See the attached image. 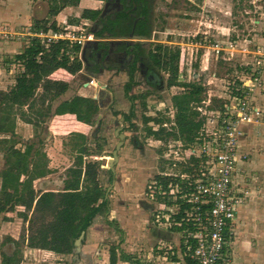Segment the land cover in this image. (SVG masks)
Returning <instances> with one entry per match:
<instances>
[{
	"label": "rangeland",
	"instance_id": "374dc122",
	"mask_svg": "<svg viewBox=\"0 0 264 264\" xmlns=\"http://www.w3.org/2000/svg\"><path fill=\"white\" fill-rule=\"evenodd\" d=\"M41 1L45 4L49 3V0ZM6 2V0H0V18L3 19L0 21L1 24L9 26L14 31H22L31 26L32 23L25 25L21 22L14 26L10 25L5 20L7 17ZM12 4L11 10L20 13L23 11L20 0H13ZM46 11L45 5L43 12ZM152 16H154L153 29L155 30V33L152 34L153 44H159L160 42L169 47H178L180 52H183L180 80L205 84L206 93L204 97H207L208 91L211 95H223L225 93L224 81L226 79L231 80L234 77V71L239 70L238 66H248L252 61L251 55L244 58L241 54H236L231 61L216 60L210 52H208L206 61V57L203 56L206 53V46L216 40L225 41L227 38L240 44L243 39H247L250 43L246 44H248L250 50H253L259 42L262 44L264 39V0H154ZM198 42H201L204 47L195 46V43ZM10 60H13V55L10 59L9 55L1 52L0 68L5 67V64ZM201 66H209V71L202 73ZM13 68H15V71L19 69L18 66ZM209 72L215 73L217 81L209 76ZM146 76V74L141 76L140 73H136L137 83L141 86L133 89L134 96L146 91L150 94L145 100V109L140 99H136L133 104L135 117L132 122L135 124V131L130 129L128 123L121 120V116L111 118L110 112L106 113L105 116H102L103 112L101 110L99 113L101 127L98 134L105 141L101 140L99 142L103 147L102 154L91 159L99 160L101 163L99 180L105 191L108 190L109 211L107 214L97 216L94 226L87 231L89 236L86 240L91 245L94 244L92 253L95 258L94 264H103L105 261L104 255H108V249L112 246H116L119 250L130 254L137 264H148V256L155 251V246L159 242L173 246L175 244L173 240L178 239L176 234H174L173 239V236L168 234L162 227L163 214L170 213L166 209L161 210L157 205V200L148 198L149 186L154 181V177L166 169L163 154L167 143L145 137L142 117L159 118L165 116L171 119L170 97L180 92V89L177 87L166 89L165 80L167 75L160 73L163 83L159 85L163 84V87L160 90H155L146 84ZM12 77L14 75H11L9 79L6 76H0V84H2L0 85V111L3 109V100L7 91L12 86ZM210 79L214 82L209 86L207 82ZM80 81H82L81 78L75 79L70 84L68 96L72 97L78 94ZM86 92L82 94L85 97L92 98V89L90 88ZM115 105L114 100L110 102L108 108L115 107ZM260 105H262L261 123H263L264 102ZM121 110L128 114L130 106L127 105ZM30 112L31 106L14 111L16 113L15 131L21 142L17 148H21V145L26 142L41 141V148L47 154L49 168L52 173L35 181L33 187L37 192H42V190L61 191L66 177L65 171L73 162V154L69 147L65 145L68 143L70 133H73L67 132L72 129L59 128L58 126L62 123V120L57 119L53 122V129L50 130L48 124L51 120L47 118L48 114L46 112L41 128L27 124L24 121L25 118L33 121L30 118ZM45 123L47 125H44ZM261 123L258 122L257 127L261 128L264 124ZM148 126L157 128L152 123H149ZM117 128H120L126 135L125 146L124 148L122 146L118 151V156L120 153L123 162H117L114 166V173L109 174L106 159L112 156L118 142V138L114 136ZM94 130V127H90L85 131L90 140L95 135ZM259 134L262 138V133ZM134 138L138 145L137 148L133 144ZM260 151L262 152V150ZM259 154L260 152L256 157V163H259H255L256 169L251 171L249 177L242 174L241 178V181L245 179L251 187L250 191L254 190L253 185L255 182L252 181L254 174L261 179V182L257 183L259 188L254 190V194L250 195V200L246 201L248 200L247 197L244 200L245 203H251V210L248 211L252 215L253 222L248 217L251 219L250 221L248 219V222L246 220L236 225V240L232 247L236 264H264V180L262 182L264 166L262 168V155L259 156ZM0 167L1 169L3 167L1 153ZM152 204L154 210L151 211ZM22 211L23 208L17 207L12 213L0 214V259L2 252L15 250L16 247L8 241V238H11L18 242L17 250L20 252V264H57V261L48 251H36L26 246L25 239L29 234L28 223L23 222L17 215L18 212ZM157 214L160 217V225L155 222ZM28 217H32L30 212ZM109 221L115 224L110 225ZM13 236L16 238H13ZM166 240L171 241V243ZM242 243L245 245L241 246Z\"/></svg>",
	"mask_w": 264,
	"mask_h": 264
},
{
	"label": "trees",
	"instance_id": "16d2710c",
	"mask_svg": "<svg viewBox=\"0 0 264 264\" xmlns=\"http://www.w3.org/2000/svg\"><path fill=\"white\" fill-rule=\"evenodd\" d=\"M79 1L58 0V6H53L48 16H56L65 7L77 6ZM132 1L136 8L130 13L122 11L114 20L103 23L99 36L106 33L112 37H126L131 34L150 37V3L148 0ZM132 7L130 4L124 10ZM98 15L97 10H84L81 17L94 21ZM31 28L34 31L57 29L55 22L49 23L48 19L33 21ZM124 49L134 55L129 82L125 88L126 94L133 85H137L134 77L139 63L144 64L149 71L167 75L166 89H180V92L170 97L173 112L171 119L165 116L142 117L145 137L166 143L168 140L180 141L187 145L194 143L204 123L196 108L204 99L205 88L199 82L180 80L182 69L179 66V48L156 44L150 51L140 45H136L131 51L126 47ZM79 53L78 46L68 47L64 42L45 48L37 39L29 40L23 50L13 57V61L21 65V70L15 76L14 85L7 91L3 109L0 111V153L3 157V167L0 169V214L12 213L17 207L23 208L17 215L23 222L28 223L26 246L56 255H71L74 241L80 234L87 232L96 216H102L109 211V202L105 199L106 191L99 180L101 163L91 159L102 154L103 147L99 142L105 140L99 136L98 128L91 140L82 133H70L65 145L73 154V162L65 171L62 190L37 192L33 187L34 181L48 176L52 171L47 154L41 148V141L26 142L21 148H17L21 142L15 131L14 111L39 105L48 116L69 114L80 123L90 127L97 124L100 128L101 121H97L100 108L94 100L77 95L62 100L61 97L70 89V85L65 81L50 79V75L59 69L73 76L78 74L82 69ZM149 94L150 92L146 91L134 97L140 99L144 109ZM212 103L215 109L222 111L225 101L214 99ZM123 116L125 123L135 131L136 127L132 122L135 117L133 107ZM24 121L35 127H42V124L28 118ZM149 123L157 128L148 126ZM154 181L161 190H166L169 179L157 175ZM166 204L170 206L171 202ZM29 212L32 217H28ZM181 216L182 209L172 217L179 221ZM108 223L115 224L110 221ZM181 229L172 228L171 231ZM8 241L16 248L12 252H2L0 264H20L18 242L11 238H8ZM118 261L137 264L130 254L112 246L108 249V264H117ZM187 263L193 264L189 260Z\"/></svg>",
	"mask_w": 264,
	"mask_h": 264
},
{
	"label": "built area",
	"instance_id": "2783aa9c",
	"mask_svg": "<svg viewBox=\"0 0 264 264\" xmlns=\"http://www.w3.org/2000/svg\"><path fill=\"white\" fill-rule=\"evenodd\" d=\"M56 28L34 31L29 26L22 31H14L0 24V41L24 40L27 44L35 38L45 48L64 42L68 47L81 49L94 40V34L84 27ZM246 43L216 40L205 47L203 56L206 61L208 52L216 60L231 61L236 54H241L244 58L251 55L252 61L248 66H238L234 77L224 81L223 95L207 92V97L196 108L204 123L194 143L187 145L168 140L163 154L166 169L159 174L169 179L167 188L161 190L153 181L148 198L157 200L160 209L170 213L162 216L165 230L182 229L173 231L178 236L176 246L157 245L149 257V264H189L187 260L193 264H234L232 247L236 239V215L248 195L234 181V172L237 164L247 159L239 152L244 126L257 124L262 118L257 98L264 89V44H257L250 50ZM195 46L204 47L201 42ZM183 57L181 51L180 68ZM201 69L203 73L207 72L209 66ZM210 76L213 80L217 78L215 73ZM93 82L91 79L88 84ZM202 86L205 88V84ZM214 99L225 101L222 111L215 109ZM166 202H171V206ZM180 209L182 216L176 221L172 216L177 215ZM159 218L157 214V225H160Z\"/></svg>",
	"mask_w": 264,
	"mask_h": 264
},
{
	"label": "crops",
	"instance_id": "0c3cea01",
	"mask_svg": "<svg viewBox=\"0 0 264 264\" xmlns=\"http://www.w3.org/2000/svg\"><path fill=\"white\" fill-rule=\"evenodd\" d=\"M6 1H7L6 2L7 17L5 18V20L12 26H14L15 24L20 23V22L25 24V25H29L30 23H33V21H35V20L48 19L49 23L55 22L56 26H58V27H66V26L67 27H84L86 30L90 31L95 36L99 37L100 40L98 41L97 48L96 47H95V49L93 48L92 52L85 57L86 58L85 63H83L80 59V56H78L79 60L82 63V69L78 74L73 76V75L68 74L64 70L59 69L50 75V79L65 81L70 85L75 79L81 78L82 81H80V83H79L80 84L79 92H78V94H76L77 96H81V97H85L84 94H82V93H85L90 88L92 89V92H93L92 98L97 96V94L100 92L99 89L101 88L100 86H98V82H100L102 84V86L106 85L108 87V91L111 93L112 101L115 100V103H116L115 107L112 106L111 108L110 107L108 108V110L110 112V117L112 118V117L121 116L124 119L123 115H126V114H125V112H122L121 109H124L127 105L130 106V109H131V107H133V104L135 103V100H136L134 98L135 93L133 92V89L135 87L138 88L141 86V85H138V83H137V85H135V86L133 85L131 87V90L127 94L125 92V88H126L129 81L124 80L126 78V76L122 72L123 60H126L124 58V56H125L124 53L126 52L124 47L130 49L132 47H135L136 45L132 46L126 41H120V42L119 41H112L111 39H108L109 37H112V36H109L106 33H103L99 36L98 33L102 30V28H100L99 26L101 25L103 27V23L105 24L106 22L105 21H98L97 19L94 21H91V20L83 19L81 17L82 12L84 10H97L99 12L101 10H103L104 5L102 4V2L97 1V0H80L77 6L65 7L56 16L49 17L48 14H49L50 9H52L53 6H54V8L56 6H58L57 5L58 0H49V3H46V4L44 2H42L41 0H20L22 2V6H23V11L21 13L11 10V7L13 5L12 4L13 0H6ZM45 5H46L47 11L43 12V9H45ZM134 8L135 7L133 6L132 9H134ZM114 13L108 14L106 16V17H108L110 15L108 20H113L115 18ZM2 20L3 19L0 18V21H2ZM150 22H151V28H152L151 35L149 37L150 43L148 45L141 46V47L145 48L146 51L153 50V47H154V44H153L154 41H153V35H152L153 33H155L154 32L155 30L153 29L154 16L151 17ZM94 31H95V33H94ZM119 37H121V36H119ZM231 41H235V40H231ZM244 41L250 43V41L247 39L242 40V42H244ZM109 43H114V45L110 48ZM156 44H158V43H156ZM159 44H161V43L159 42ZM259 44H260V42H259ZM263 44H264V39L262 40V45ZM25 45H26V43L24 40H18L16 42L15 41H13V42L0 41V53L3 52L5 54L9 55V57L11 59L12 55L14 57L16 54H19L23 50ZM86 45H87V43L84 46L85 48L87 47ZM163 45H165V44H163ZM83 48L80 49L79 54H81V50ZM14 66H18L19 69L15 71V68H13ZM201 67H203V66H201ZM20 70H21V65L15 61H13V60H10L5 64V67L0 68V76L1 75L6 76L9 79L11 77V75H14V77H12V84H11L13 86L14 82H15V76ZM147 72H153V71H149V69L147 68L146 73ZM136 73L137 72H135V77H134L135 82H137ZM210 75H211V73L209 72V76ZM141 76H144V75L141 74ZM90 79H92L94 81L93 82L94 86H93V84H88ZM215 80L217 81V78L214 79V81ZM214 81H211V79H210L209 86L212 85V83ZM0 85H2V84H0ZM147 85H149L148 82H147ZM70 87H71V85H70ZM82 89H85V90H82ZM68 91L61 97L62 100H66V99L71 98L70 96H68ZM86 94H88V92H86ZM76 95H74V96H76ZM213 95H215V94H213ZM85 98H88V97H85ZM117 98H118V100H117ZM262 100H264V89L262 90V94L260 95L258 102H257V106L259 107L261 114H262V105H260V103L264 102ZM104 101H106V100H104ZM115 113L117 115H115ZM99 115L97 117V121H98V119H100ZM44 117H46L45 111H43L39 105H32L31 106L30 118L33 119V121H37V123L41 124L42 121H44V119H45ZM47 118H50V120H51L50 123L48 124V128L50 130L53 129V127H54L53 122L57 121V119L62 120L61 121L62 123L60 122L61 124L58 126L59 128H61V129H72V130L68 131L67 133L77 132V133H82V134L86 135L85 131L90 129V126H87L83 123L76 121V119L73 115H69V114L62 115V116H51V115H49V116H47ZM263 118H264V116H263ZM261 121H262V118L260 119L259 122L261 123ZM263 123H264V121H263ZM263 123H261V124H263ZM44 125H47V124L45 123ZM258 125L259 124L244 126V128H243L244 135L240 140L239 152L242 155H246L247 159L245 161L239 162L237 164V166L235 168V172H234V181L244 191L248 192V195H247L248 200H246V201H249L250 195L254 194L255 193L254 190L259 188L258 187L259 184H257V183L261 182L260 181L261 179L258 176H256V174H254V177H252V181L255 182L253 185L254 190L250 191L251 187H249L246 180L242 179V181H241L242 174H243V176L245 175V176L249 177L251 171L256 169L255 168L256 164H259L258 162L256 163V157L258 156L259 152H260L259 156L262 155V168L264 166V161H263L264 160V124L262 125L261 128L257 127ZM94 128H95V130L97 128L100 129L97 124L94 126ZM260 132L262 133V138L259 134ZM124 146L125 145L123 144V148H124ZM260 150H262V152ZM118 162L119 163L123 162V158H122V156H120V153L118 156ZM0 169H1V167H0ZM262 171H264V169ZM263 180H264V172H262V182H263ZM46 191L47 190H42V192H46ZM251 207H252L251 203L249 204V202L248 203L244 202V205L242 204V206L238 209V212L236 215V221H235L236 225L240 224L246 220L248 222L249 218L252 219V217H251L252 215L248 211L249 209L251 210ZM150 209H151V211L154 210L153 204L151 205ZM7 214L8 213H6L5 215H7ZM251 219H249V221ZM252 222H253V219H252ZM165 231H167L168 234L172 235L173 236L172 238L174 239V232L173 231H169V230H165ZM88 233L89 232L85 233L84 239L82 241V244L85 247V250L82 254L83 258H81V256H79V253H77V252L74 254H71V255H56V254H53L51 252H48V253L52 254L54 259L57 261V264H94L95 258L92 255V253L94 251L93 250L94 244L91 245L89 243V241L86 240L87 237L89 236ZM13 238H16V237L13 236ZM177 240L176 239L173 240L175 244L177 243ZM166 241L171 243V241H169V240H166ZM162 243H164V242H159L157 245L162 244ZM175 244H174V246H176ZM244 245H245L244 243L241 244V246H244ZM33 250L43 252V250H38V249H33ZM126 254H128V253H126ZM150 255L148 256V262H149ZM232 258H233L234 264H236L234 252L232 253ZM104 260L105 261L103 264H108V255H106V254L104 255ZM117 264H128V263L118 261Z\"/></svg>",
	"mask_w": 264,
	"mask_h": 264
},
{
	"label": "water",
	"instance_id": "95a60500",
	"mask_svg": "<svg viewBox=\"0 0 264 264\" xmlns=\"http://www.w3.org/2000/svg\"><path fill=\"white\" fill-rule=\"evenodd\" d=\"M115 1L117 3L119 2V0H115ZM121 9H122V5H121L120 2L117 4V6H115L114 4H111V0H108V2H106L104 4V9L102 10L101 14L99 15V18H104L108 14H111V13L113 14L117 10H121ZM99 27L102 28L101 25ZM94 33H95V31H94ZM108 39H111L112 41H119V42L120 41H126L132 46H135V45L145 46V45H148L150 43V38L149 37H146V36H143V35H135V34H131V35L126 36V37H109ZM99 40H100V38L94 35V40L92 42L87 43V45H86L87 47L86 48L84 47L81 50L80 59H81V61L83 63L86 62V60H85L86 58L85 57L92 52L93 48L94 49H95V47L97 48ZM113 45H114V43H109V47L110 48ZM139 68L142 70V73H141L142 75L147 74L146 73L147 67L144 64L140 63ZM148 77L149 78H147V80L149 82L159 83L158 77L153 72H149L148 73ZM98 86L101 87L99 89L100 92L97 94V96L93 97L92 99L98 104L100 110L103 112L102 116H105L106 113H109L108 105L112 101V96H111V93L108 91V87L106 85L102 86V84L100 82H98ZM104 100H106L105 103H104ZM104 104H106V105H104ZM121 120H123V118ZM99 121H100V119H98V122ZM114 136L116 138H118V142L116 143L115 149L112 152V157L109 158V159H106L107 169L111 173H114V166L118 162V151L123 146L124 140L126 139V135L121 131L120 128H117L115 130ZM107 193H108V190L105 193V199H107ZM94 221H95V219H94ZM94 221L90 225V227H88L87 231L89 230V228L94 226ZM84 236H85V232H82L80 234V236L74 241V244H73L74 249H73V253L72 254L77 252V253H79V256H81V258H83L82 254H83V252L85 250V247L82 244Z\"/></svg>",
	"mask_w": 264,
	"mask_h": 264
},
{
	"label": "flooded vegetation",
	"instance_id": "af4514ba",
	"mask_svg": "<svg viewBox=\"0 0 264 264\" xmlns=\"http://www.w3.org/2000/svg\"><path fill=\"white\" fill-rule=\"evenodd\" d=\"M149 1V3H150V16L152 17V14H153V4H154V0H148ZM102 2V4L104 5L106 2H108V0H102L101 1ZM119 2L121 3V5H122V9L121 10H117L114 14V16H115V18L117 17V15L120 13V12H122V11H124L125 13H130V12H132L136 7H135V3L132 1V0H119ZM118 2V3H119ZM115 0H111V4H114L115 6H117V4H118ZM130 4H132L135 8L134 9H127V10H124V8L125 7H128ZM116 8V7H115ZM101 12H102V10L99 12V15L101 14ZM99 15H98V18H97V20L98 21H105V22H108V21H112V20H108L109 19V17H110V15L108 16V17H104V18H99ZM114 18V19H115ZM113 19V20H114ZM136 21V20H135ZM133 48L134 47H132V48H130V51L131 50H133ZM125 54V56H124V58L126 59V60H123V65H122V72L125 74V76H126V78H127V81H129V74H130V66L132 65V62H133V60H134V55L133 54H130V53H128V52H125L124 53ZM123 58V59H124ZM128 59V60H127ZM139 66H140V63L138 64V70L136 71V72H138V73H142V70L139 68ZM148 73L149 72H147V76L145 77L146 78V84H147V82H148V86H150L151 88H154L155 90H160V89H162V87H163V84L162 85H159L160 83H163L162 82V79H161V76H160V74H158V73H156V72H154V74H156V76L158 77V79H159V83H156L155 81V83H152V82H149L148 80H147V78H149L148 77ZM133 110H134V107H133ZM123 121H124V119H123ZM125 122V121H124ZM100 127H101V125H100ZM124 142H125V140H124ZM133 144H134V147L135 148H137V142H136V140H135V138L133 139ZM112 157V156H111ZM111 157H109V158H111ZM108 158V159H109Z\"/></svg>",
	"mask_w": 264,
	"mask_h": 264
}]
</instances>
